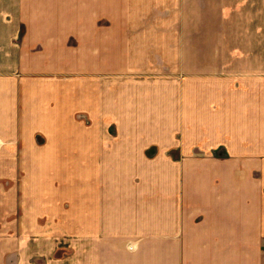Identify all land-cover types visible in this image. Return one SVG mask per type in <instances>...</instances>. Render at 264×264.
Returning <instances> with one entry per match:
<instances>
[{"label": "crops", "instance_id": "1", "mask_svg": "<svg viewBox=\"0 0 264 264\" xmlns=\"http://www.w3.org/2000/svg\"><path fill=\"white\" fill-rule=\"evenodd\" d=\"M228 4L0 0V264L66 234L58 264H264V7L238 51Z\"/></svg>", "mask_w": 264, "mask_h": 264}, {"label": "rangeland", "instance_id": "2", "mask_svg": "<svg viewBox=\"0 0 264 264\" xmlns=\"http://www.w3.org/2000/svg\"><path fill=\"white\" fill-rule=\"evenodd\" d=\"M228 5H230V8H233V12L236 13L234 19L236 23V28L231 30L228 28L225 35L227 40L232 39L233 41H236L238 45V51L242 50L240 46L243 45L244 41V25H245V19L247 18L246 14H249L250 8H259L260 6L264 7V0H228ZM229 7V6H228ZM9 177H3L2 182L0 183V234L4 233L6 231H15V224L9 223L6 219L8 216V209L4 208V201H9L12 203L14 214L19 215L20 214V208L17 207L16 203L19 202L20 199H22V192L20 190V187L18 190H16V180H12V190L4 191L3 185H5V182L8 181ZM6 180V181H5ZM10 180V179H9ZM17 183H20L17 180ZM9 183V188H10ZM6 186V185H5ZM65 206V205H64ZM6 209V210H5ZM15 209H17V213L15 212ZM31 213V212H30ZM9 217V216H8ZM15 218V216L13 217ZM8 222V223H7ZM15 223V220L14 222ZM42 227V226H41ZM43 230L37 233L35 226L29 225V234L30 236L34 237H44L47 236L48 233H56L59 230L53 229L51 223H46L43 226ZM18 232L20 231V224H18ZM36 232V233H35ZM74 238L72 235H62L61 237H51L48 236V238L42 239V244H33L31 243L30 247L27 251L21 253L18 249H20L19 242L20 240L17 238H13V240L10 241H2L7 242L6 247H2V253L4 252L2 257V263L3 264H52L53 261H55L53 264H58L59 261L62 263V261H65L64 259H67L70 256H73L76 248L74 243L76 241L73 240ZM1 242V241H0ZM58 262V263H57Z\"/></svg>", "mask_w": 264, "mask_h": 264}]
</instances>
